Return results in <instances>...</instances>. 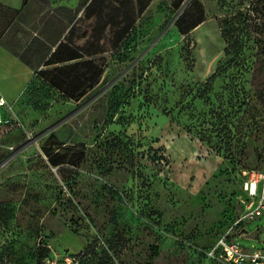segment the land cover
<instances>
[{
    "label": "rangeland",
    "instance_id": "374dc122",
    "mask_svg": "<svg viewBox=\"0 0 264 264\" xmlns=\"http://www.w3.org/2000/svg\"><path fill=\"white\" fill-rule=\"evenodd\" d=\"M60 2L0 0L18 11L0 43L37 60L40 13ZM101 65L76 101L38 79L11 102L0 264H35L41 243L69 263L211 264L200 246L264 165V0H155ZM244 229L239 244L264 248V215Z\"/></svg>",
    "mask_w": 264,
    "mask_h": 264
},
{
    "label": "crops",
    "instance_id": "0c3cea01",
    "mask_svg": "<svg viewBox=\"0 0 264 264\" xmlns=\"http://www.w3.org/2000/svg\"><path fill=\"white\" fill-rule=\"evenodd\" d=\"M154 2L155 0H63L50 7L45 4L44 12L47 8L51 12L44 16L40 13V47L37 46L40 56L37 60H33L34 49H29V43L19 44L15 48L0 43V95L11 104L23 95L36 72L73 62L70 60L45 64L60 43L75 50L82 59L91 60L102 67L104 56L118 47ZM16 14L18 11L12 7L5 9L0 6V39L8 26L13 24V20H17ZM47 24L48 29L44 28ZM9 70L14 73L13 76L7 73ZM16 79H20L21 83H16L18 86L15 88L13 84Z\"/></svg>",
    "mask_w": 264,
    "mask_h": 264
},
{
    "label": "trees",
    "instance_id": "16d2710c",
    "mask_svg": "<svg viewBox=\"0 0 264 264\" xmlns=\"http://www.w3.org/2000/svg\"><path fill=\"white\" fill-rule=\"evenodd\" d=\"M135 28L136 26L132 28L130 32H128V34L126 35V37L122 42L128 39V37ZM234 42H236V39L232 41L231 45H233ZM70 60H73V62H71L70 64L62 65V66H54L53 68H46L44 70H40L36 72L33 80L30 82L27 88L31 87L30 90H33V92H35V89H37L35 88V82L38 81V79H40V87L47 86L48 90L50 89L59 90L62 95L66 96V99L78 100L87 91L92 89L95 84H97L99 76H101L103 70L102 67L96 64L95 62L88 59H82L81 55H79L75 50L71 49L64 43H60L56 47L55 51L51 54V56L48 58L45 64L51 65L58 62L63 63ZM216 74L211 75L210 78L213 79ZM87 81H88V85H86ZM33 92L31 93V95L32 97H35V94ZM31 104L34 107H43L41 103L39 105L38 102L35 100L31 101ZM0 126H4V125H0ZM262 166L255 170H260ZM239 196L240 195H237V198ZM236 216L237 215L235 214L230 215L226 219L227 221L215 233L213 239L207 245L200 246L198 252L203 257V259L208 263L228 264L226 262L225 255L222 254L220 250H217L215 252V257H209L207 252L211 249V247L214 246L220 234L232 223V221L235 219ZM65 253L68 254L69 256H72L68 252H62L61 255ZM50 255H51L50 247L48 245H45L44 243H41L37 246V249L35 251L34 263L45 264V260L49 258ZM75 262L76 263L74 262L66 263L65 261L60 259L57 264H79V261H75Z\"/></svg>",
    "mask_w": 264,
    "mask_h": 264
},
{
    "label": "built area",
    "instance_id": "2783aa9c",
    "mask_svg": "<svg viewBox=\"0 0 264 264\" xmlns=\"http://www.w3.org/2000/svg\"><path fill=\"white\" fill-rule=\"evenodd\" d=\"M14 119L11 104L0 95V125L11 124ZM241 190L242 194L237 198L240 212L207 254L215 257V252L220 250L228 264H264V248H246L236 241L237 237L245 233L244 223L264 215V166L249 173L242 182ZM70 258L66 253L57 255L51 252L45 264H57L60 259L69 263Z\"/></svg>",
    "mask_w": 264,
    "mask_h": 264
}]
</instances>
